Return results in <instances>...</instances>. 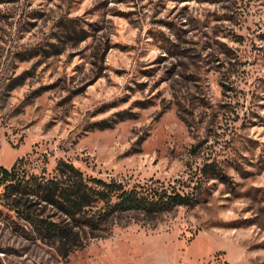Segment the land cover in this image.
Here are the masks:
<instances>
[{"label": "rangeland", "instance_id": "374dc122", "mask_svg": "<svg viewBox=\"0 0 264 264\" xmlns=\"http://www.w3.org/2000/svg\"><path fill=\"white\" fill-rule=\"evenodd\" d=\"M19 157L189 186L214 160L225 182L65 258L0 185V264H264V0H0V165Z\"/></svg>", "mask_w": 264, "mask_h": 264}, {"label": "trees", "instance_id": "16d2710c", "mask_svg": "<svg viewBox=\"0 0 264 264\" xmlns=\"http://www.w3.org/2000/svg\"><path fill=\"white\" fill-rule=\"evenodd\" d=\"M111 126L98 125L101 129ZM25 164L24 157H19L10 167L0 165L2 197L30 231L53 243L63 258L93 239L110 235L109 222L123 213L137 212L142 225L150 224L164 212L194 205V190L201 187V178L225 182V174L214 160L200 167V179L192 186L178 179L167 183L149 179L130 185L116 178L87 175L64 159L56 163L51 176H45L44 170L34 173ZM184 186L191 190L183 191ZM46 207L56 211L57 219L42 216ZM17 227L26 230L22 225Z\"/></svg>", "mask_w": 264, "mask_h": 264}]
</instances>
